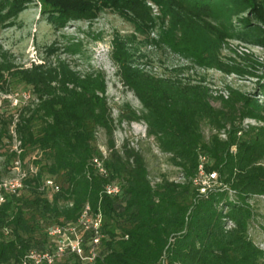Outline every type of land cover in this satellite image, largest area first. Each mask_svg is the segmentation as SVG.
Instances as JSON below:
<instances>
[{
	"label": "trees",
	"instance_id": "obj_1",
	"mask_svg": "<svg viewBox=\"0 0 264 264\" xmlns=\"http://www.w3.org/2000/svg\"><path fill=\"white\" fill-rule=\"evenodd\" d=\"M29 1L0 0V25H9ZM38 1L55 27L70 19H92L104 8L117 10L140 32L155 26L160 17L161 42L200 64L226 71H244L223 64L218 56L231 11L250 9L261 23L256 25L259 34L250 39L264 44V0ZM151 3L159 8L157 16ZM114 45L123 82L143 107L120 119L143 120L147 135L168 154L176 173L155 175L160 180L152 184L155 176L149 174L143 154L127 138L116 146L103 73L80 75L62 61L46 69L37 65L12 72L6 64L10 75L29 85L34 96L8 118L0 116V149L5 137L11 138L13 124L19 157L23 163L30 159L36 170L27 174L18 194H5L0 202V264L19 263L28 250L45 248L52 242L47 227L76 219L85 203L102 212L99 256L83 262L67 254L52 264H264V250L247 236L252 216L248 199L264 194V103L232 87H227L226 97L213 94L202 78L158 76L132 65L121 40L115 39ZM258 87L264 94V83ZM245 117L256 124L243 126ZM202 122L216 129L207 140ZM225 127L227 137L220 138L218 131ZM99 130L106 136L107 177L92 164L101 156ZM200 152L207 154V168L218 172L225 189L199 195L191 178ZM15 153L8 152L6 161ZM2 175L0 170V179ZM179 175L183 180L169 178ZM48 178L58 184L57 191L44 186ZM108 180L120 183V194L102 193ZM227 188L233 189L236 200L229 199ZM225 218L231 228H226Z\"/></svg>",
	"mask_w": 264,
	"mask_h": 264
},
{
	"label": "rangeland",
	"instance_id": "obj_2",
	"mask_svg": "<svg viewBox=\"0 0 264 264\" xmlns=\"http://www.w3.org/2000/svg\"><path fill=\"white\" fill-rule=\"evenodd\" d=\"M152 12L159 14V8L151 3ZM226 24L228 36L221 42L218 50L219 60L227 66H235L240 70L226 71L214 66L200 64L192 57L174 51L168 44L160 41L161 18H156V25L137 30L133 21L123 16L115 9L104 8L92 19H70L61 27H55L45 13L41 12L38 0H32L11 18V23L0 25V116L8 118L19 104L33 98V91L29 85L20 82L10 75L14 69L31 70L34 66L42 65L44 69L64 62L67 67L84 75L88 72H101L105 78V95L111 108L116 124L114 139L117 147L125 138L131 146L138 149L144 156L151 176L174 175L177 167L168 158H163L167 165L163 169L160 160L152 151V136L146 133L143 120L120 119L121 114L130 110L139 113L143 107L134 92L123 82L120 67L114 57L116 47L114 40H121L129 54L128 60L144 70L158 76L173 75L181 78L204 79L212 88L213 94H228V88H237L247 92L252 97L264 103V94L260 93L259 83H264V44L250 39L258 33L256 25H261L250 9L240 12H230ZM220 25V23L218 22ZM166 25V22L164 23ZM249 25L246 30L245 26ZM256 63H253V61ZM11 67L5 69V65ZM252 71L253 74L246 72ZM219 106L218 100L212 101ZM256 124V120L245 117L242 125ZM228 127V125L226 126ZM218 131L220 138L227 137V129ZM11 138H4V146L0 151V170L2 178L9 177L12 163L20 156V146L13 129L9 126ZM204 139L216 131L206 122L201 123ZM225 132V136L221 133ZM99 145H105L106 136L102 130L98 133ZM15 151V156L8 159L7 154ZM32 166L30 159L25 158L23 168ZM1 178V179H2ZM225 189V188H224ZM218 191V187L214 189ZM229 199L236 200L233 189L227 188ZM252 209V216L247 226V236L252 242L264 250V194H254L248 199ZM224 211V210H223ZM226 228H231L232 222L223 219Z\"/></svg>",
	"mask_w": 264,
	"mask_h": 264
},
{
	"label": "built area",
	"instance_id": "obj_3",
	"mask_svg": "<svg viewBox=\"0 0 264 264\" xmlns=\"http://www.w3.org/2000/svg\"><path fill=\"white\" fill-rule=\"evenodd\" d=\"M226 137L225 132L221 133ZM153 141V137H152ZM19 143V142H18ZM153 153L162 160V167L165 169L167 165L163 162V158H168V154L160 150L157 144L151 143ZM101 156L94 157L92 164L94 168L104 177L108 176V170L104 165V159L107 156V150L104 145H99ZM232 150L235 146H232ZM209 158L207 154L200 152L197 157V167L195 174L192 176V183L197 186L199 195L207 196L208 193L226 188L225 184L220 181L218 172L215 169H208L207 164ZM12 174L9 177L0 179V202L3 201L5 194H18L24 186V179L29 172H34L36 168L29 166L28 169L23 168V160L19 156L13 160ZM151 178V177H150ZM170 179L183 180L179 176H171ZM160 180V177H152L151 183L154 184ZM45 187H49L52 191L59 189L58 184L48 178L44 183ZM121 185L114 180H108L104 183L102 193L115 196L120 194ZM102 212L98 207L92 210L89 203H85L76 219L65 223H54L47 227V233L52 237V242L43 249H30L16 264H52L53 262L63 258L67 254H75L83 262H92L99 256L101 252L100 240L103 237L101 231ZM88 234V235H87Z\"/></svg>",
	"mask_w": 264,
	"mask_h": 264
}]
</instances>
